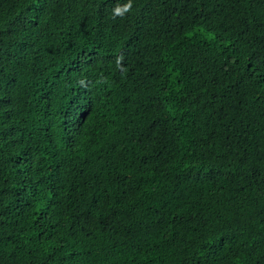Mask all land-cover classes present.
<instances>
[{"label":"trees","instance_id":"16d2710c","mask_svg":"<svg viewBox=\"0 0 264 264\" xmlns=\"http://www.w3.org/2000/svg\"><path fill=\"white\" fill-rule=\"evenodd\" d=\"M0 264H264V0H0Z\"/></svg>","mask_w":264,"mask_h":264},{"label":"clouds","instance_id":"9594fccd","mask_svg":"<svg viewBox=\"0 0 264 264\" xmlns=\"http://www.w3.org/2000/svg\"><path fill=\"white\" fill-rule=\"evenodd\" d=\"M129 8H131V4L127 5V7L124 10L126 11ZM117 11L119 12L120 9H117ZM192 14H193L192 10H189V12L187 13V16L190 17Z\"/></svg>","mask_w":264,"mask_h":264}]
</instances>
